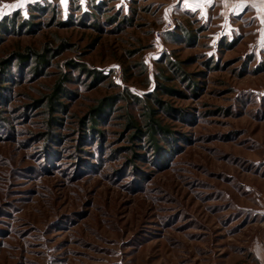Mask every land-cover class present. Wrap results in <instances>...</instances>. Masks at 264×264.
<instances>
[{
	"label": "rangeland",
	"instance_id": "obj_1",
	"mask_svg": "<svg viewBox=\"0 0 264 264\" xmlns=\"http://www.w3.org/2000/svg\"><path fill=\"white\" fill-rule=\"evenodd\" d=\"M0 11V264H264V0Z\"/></svg>",
	"mask_w": 264,
	"mask_h": 264
},
{
	"label": "trees",
	"instance_id": "obj_2",
	"mask_svg": "<svg viewBox=\"0 0 264 264\" xmlns=\"http://www.w3.org/2000/svg\"><path fill=\"white\" fill-rule=\"evenodd\" d=\"M48 49L45 48V51L43 53H38V52H34V51H31V54L35 55L36 58H35V63H37L38 65L39 64H42V62H46V55L48 54L47 53ZM28 56V55H26ZM8 61L6 62L5 60H0V69L4 70L3 68L7 65ZM82 70H85V71H88V72H91L90 70H88V68L82 66L81 67ZM66 80H69V77L67 75V73H62L60 75V77L57 79V81H55V84L53 86V89H52V92L47 94V95H44V100L46 102L45 104V107L47 108L48 111H55L57 106H60L62 105V103L59 101V96H60V92H64V81ZM145 105V109H146V112L144 113L145 114V124L147 126V130L145 131L147 135V137L149 138V141H150V145L152 146V149H156L158 148L157 145H156V140L154 138V134L156 132V129H161L162 131H164V128L161 126V124L158 122L157 119H154V114H155V110L154 109H151L150 107H148L147 104H144ZM101 112L102 110L99 108V105L92 108L91 109V114H92V120H93V123L92 125H96L95 123V118L97 115H101ZM51 117V122L52 120L54 119V116H50ZM55 119H57L55 117ZM127 124H130L132 125L133 127L135 128H138V125L135 124L132 120V118L130 116H127ZM133 137H136V139H138L139 141L141 140L140 135L139 134H136V133H131L129 135V139H131L130 141L132 142V145L131 146H127L126 149H130L132 151L133 147L135 148H144V144H138L136 142H134V139ZM135 153V151H134Z\"/></svg>",
	"mask_w": 264,
	"mask_h": 264
},
{
	"label": "snow or ice",
	"instance_id": "obj_3",
	"mask_svg": "<svg viewBox=\"0 0 264 264\" xmlns=\"http://www.w3.org/2000/svg\"><path fill=\"white\" fill-rule=\"evenodd\" d=\"M17 7H22V4L17 3V4H13L11 6H8V10L11 11L12 9L17 8ZM3 14H5V13L3 11H0V15H3Z\"/></svg>",
	"mask_w": 264,
	"mask_h": 264
}]
</instances>
